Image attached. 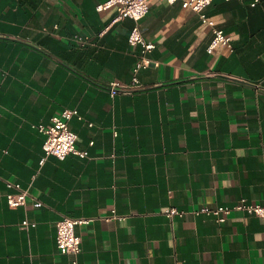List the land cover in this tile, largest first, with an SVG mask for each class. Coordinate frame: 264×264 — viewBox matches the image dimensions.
Returning a JSON list of instances; mask_svg holds the SVG:
<instances>
[{"label": "crops", "instance_id": "obj_1", "mask_svg": "<svg viewBox=\"0 0 264 264\" xmlns=\"http://www.w3.org/2000/svg\"><path fill=\"white\" fill-rule=\"evenodd\" d=\"M102 1L0 0V264H264L262 217L197 211L264 202V0H213L233 42L213 51L199 12L153 0L141 67L136 20ZM67 107L89 154L46 156L40 125ZM63 215L92 218L77 256L59 248Z\"/></svg>", "mask_w": 264, "mask_h": 264}, {"label": "built area", "instance_id": "obj_2", "mask_svg": "<svg viewBox=\"0 0 264 264\" xmlns=\"http://www.w3.org/2000/svg\"><path fill=\"white\" fill-rule=\"evenodd\" d=\"M171 3L177 1L183 2L184 6L191 7L200 13L202 19L208 22L213 27L214 38L209 46L210 51H213L219 44H226L233 46L232 37L225 29L217 24V21L211 18L207 12L208 6L213 0H167ZM153 0H104L98 4L99 10H105L112 7L118 9V16L115 20L130 16L136 20L131 34L130 40L133 44H142L143 58L138 67L148 66L154 61L147 53L151 51L156 43L148 40L143 33L140 21L149 13L151 3ZM138 81V79H136ZM131 87L123 85L118 81L112 82V93L115 95L121 91H127ZM78 108H65L60 114L55 115L49 124H41L40 129L46 133L45 150L46 156L54 154L61 158H65L70 153H77L83 156L89 154L88 150L82 149L78 146L79 134L71 127V119L79 114ZM46 157H44V160ZM9 185L15 188V191L8 193L9 203L12 206H19L26 204L31 195L29 188L24 187L20 182L9 181ZM243 210L252 214H257L264 220V202H250L247 198H242L234 205L220 204L215 207L206 205L198 212H207L215 214L219 221H225L235 211ZM166 213L171 217L176 214H184V211L178 207H169ZM92 218L88 217H74L70 215H63L58 221V245L62 252L73 255H78L82 251L83 237L78 232L77 226L83 223H89ZM25 224L29 220L24 221ZM74 264H81L78 259L74 260Z\"/></svg>", "mask_w": 264, "mask_h": 264}]
</instances>
